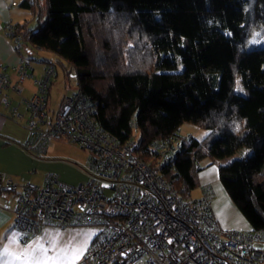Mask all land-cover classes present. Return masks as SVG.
Instances as JSON below:
<instances>
[{
    "label": "trees",
    "instance_id": "1",
    "mask_svg": "<svg viewBox=\"0 0 264 264\" xmlns=\"http://www.w3.org/2000/svg\"><path fill=\"white\" fill-rule=\"evenodd\" d=\"M45 1L22 0L33 19L17 31L34 50L56 54L69 79L74 70L99 128L120 144L135 128L143 161L185 124L206 130V141L181 137L163 176L187 199L204 160H228L219 165L222 186L252 230L263 231L264 45L251 41L264 37V0ZM103 27L125 33L130 50L113 51ZM99 40L110 53L100 65L91 43Z\"/></svg>",
    "mask_w": 264,
    "mask_h": 264
},
{
    "label": "built area",
    "instance_id": "2",
    "mask_svg": "<svg viewBox=\"0 0 264 264\" xmlns=\"http://www.w3.org/2000/svg\"><path fill=\"white\" fill-rule=\"evenodd\" d=\"M5 35L20 61L16 81L0 65V103L10 108L14 94L26 107L31 148L44 156L51 140L66 138L89 154L87 178L76 184L54 173L38 185L0 172V198L14 200V226L23 237H38L47 227H97L81 264H264V230H223L208 199H184L163 176L183 138L155 141L143 161L137 130L125 144L102 131L78 87L52 111L48 98L57 66L49 63L36 79L25 37L12 22ZM29 79L37 87L32 97L23 95ZM12 114L21 117L18 108Z\"/></svg>",
    "mask_w": 264,
    "mask_h": 264
},
{
    "label": "crops",
    "instance_id": "3",
    "mask_svg": "<svg viewBox=\"0 0 264 264\" xmlns=\"http://www.w3.org/2000/svg\"><path fill=\"white\" fill-rule=\"evenodd\" d=\"M21 2L22 0H0V65L7 67V74L13 81L17 80V74L14 68L19 64L20 55L15 51L12 42L5 35V26L9 22H12L16 29H18V26L30 22L33 19L31 11L20 7ZM42 4H46V1L42 0ZM32 24L34 23L30 25ZM29 48L30 52L28 55L32 58L35 67L34 75L36 79H39L46 66L52 61L34 58V49ZM36 93L37 87L34 80H27L23 84V95L32 97ZM11 98L12 105L10 108L0 105V148H18L20 154L28 158V151L33 150L29 144L30 135L26 128L28 112L16 95L11 94ZM62 99L57 106H51L50 93V108L56 110ZM13 108H18L19 114L21 115L20 118L13 116ZM179 135L181 137L193 136V134L184 135L182 128ZM0 172L6 173L4 171ZM6 174L11 175L8 172ZM216 176V169L203 170L199 173V181L203 185L204 190L212 191L213 187H215L214 192L216 191ZM14 178L17 179L18 177ZM217 190L221 194V200L216 201L217 195L212 193L213 198L211 196L209 203L211 211L218 220L221 228L223 230L251 231L252 227L249 222L229 202L226 194L218 188ZM223 203L229 208L230 215L223 211ZM13 205V199L5 200L0 198V264L82 263L89 246L99 232L97 227L76 226L66 229L47 227L40 236L25 238L14 226Z\"/></svg>",
    "mask_w": 264,
    "mask_h": 264
},
{
    "label": "rangeland",
    "instance_id": "4",
    "mask_svg": "<svg viewBox=\"0 0 264 264\" xmlns=\"http://www.w3.org/2000/svg\"><path fill=\"white\" fill-rule=\"evenodd\" d=\"M35 23V22H32ZM129 27H131L129 25ZM118 28V27H117ZM112 28H101L100 33L103 35L102 40L111 41V46L113 51L118 53L126 52L127 49L130 50V40L125 37V33L119 32V28L113 31ZM116 31V32H114ZM118 31V32H117ZM114 40H113V39ZM123 39V40H122ZM253 44L264 45V37L256 33L251 41ZM94 45V60L100 61V57L110 54L107 52H103L102 49L99 48L103 45L101 41L93 43ZM134 52V51H133ZM34 58L47 59L48 61L55 62L58 65V74L53 79L51 85V106H57L60 100L64 95L71 93L73 90L77 88L76 80L69 79L66 71H64L58 62L61 60L56 54L52 52L34 50ZM125 60V62H127ZM95 62V61H94ZM75 73L74 70L71 71V74ZM182 133L184 135H192L200 141H206L207 139V131L201 129L192 124H185L182 127ZM184 138V137H183ZM187 138V137H186ZM29 157L25 158L20 154L18 148H0V171L8 172L14 177H18L16 180L20 182H34L38 185L43 184L45 180V176L50 173L57 174L61 176V178L69 183H80L86 180V168L88 165L89 154L86 150H84L80 145L71 142L66 138H55L51 140L46 148L44 156L38 154L34 150L28 151ZM228 160H211L207 158L204 160L201 165L203 166V170H217V176L215 178V187H213L212 191H209V196L204 198V188L203 185L199 184V186L191 192L190 197H187V200H201L213 198L212 193L217 195L216 201L221 200V194L217 190L220 189L226 194V198H228L229 202L238 210V212L242 215L240 210L236 207V205L232 202L229 195L226 193L225 189L222 186V183L218 177V168L219 165L226 163ZM212 189V188H211ZM209 197V198H208ZM223 211H225L228 215H230L229 208L226 207V204L223 203ZM243 218H245L242 215ZM246 220V219H245ZM248 222V221H247Z\"/></svg>",
    "mask_w": 264,
    "mask_h": 264
}]
</instances>
